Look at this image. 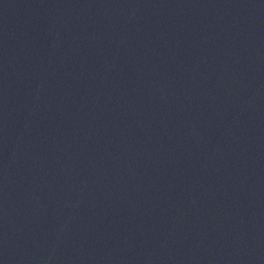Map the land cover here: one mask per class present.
<instances>
[{
    "label": "water",
    "instance_id": "1",
    "mask_svg": "<svg viewBox=\"0 0 264 264\" xmlns=\"http://www.w3.org/2000/svg\"><path fill=\"white\" fill-rule=\"evenodd\" d=\"M0 264H264V64L0 44Z\"/></svg>",
    "mask_w": 264,
    "mask_h": 264
}]
</instances>
